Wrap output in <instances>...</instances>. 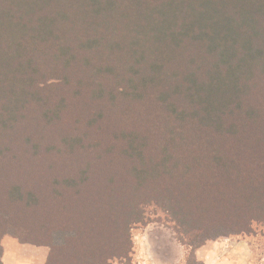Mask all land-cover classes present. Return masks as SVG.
<instances>
[{"label":"trees","instance_id":"obj_1","mask_svg":"<svg viewBox=\"0 0 264 264\" xmlns=\"http://www.w3.org/2000/svg\"><path fill=\"white\" fill-rule=\"evenodd\" d=\"M150 209L264 247V0H0V264H131Z\"/></svg>","mask_w":264,"mask_h":264},{"label":"rangeland","instance_id":"obj_2","mask_svg":"<svg viewBox=\"0 0 264 264\" xmlns=\"http://www.w3.org/2000/svg\"><path fill=\"white\" fill-rule=\"evenodd\" d=\"M157 211H148L150 223L133 226L130 230L131 264H264L262 236L218 231L201 236L192 245L183 244L176 237L173 225ZM23 237L22 230L12 228L2 238L3 264H46L50 247L26 243ZM66 237L67 233H56L54 243L61 245Z\"/></svg>","mask_w":264,"mask_h":264},{"label":"crops","instance_id":"obj_3","mask_svg":"<svg viewBox=\"0 0 264 264\" xmlns=\"http://www.w3.org/2000/svg\"><path fill=\"white\" fill-rule=\"evenodd\" d=\"M163 247V246H162ZM161 249V248H160Z\"/></svg>","mask_w":264,"mask_h":264}]
</instances>
